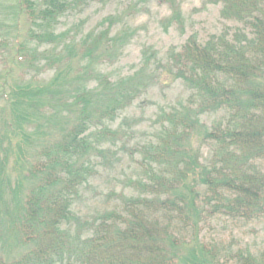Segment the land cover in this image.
Returning a JSON list of instances; mask_svg holds the SVG:
<instances>
[{
  "label": "trees",
  "instance_id": "obj_1",
  "mask_svg": "<svg viewBox=\"0 0 264 264\" xmlns=\"http://www.w3.org/2000/svg\"><path fill=\"white\" fill-rule=\"evenodd\" d=\"M89 1L20 0L18 10L30 22L29 38L52 44L59 38L53 32L59 17ZM215 1L221 2L224 19L240 22L248 32L226 29L204 43L189 37L179 50L168 51L164 67L190 93L185 103L159 113L155 139L139 146L144 178L133 181L138 193L122 196L119 207L88 223L85 232L71 228L73 222L81 225L72 204L93 174L92 153H102V140L118 137L105 123L145 90L154 69L146 71L161 61L150 62L143 54L132 75L115 81L100 75L88 88L93 65L123 44L115 36L102 41L108 34L103 30L86 34L75 45L64 43L65 56L57 62L70 66L74 55L81 61L73 90L65 87L59 66L52 80L38 88L28 83L7 89L0 82V100L11 105L16 126L29 117L26 107L39 105L40 114L48 106L78 112L69 130L35 153L24 174L31 186L13 210L1 207L10 187L0 171V217L7 218L21 247L17 256L0 259V264H264V251H223L198 242L182 262L178 255L196 238L206 206L210 214L233 218L264 216V0ZM4 46L0 41V49ZM22 50L19 45L15 55ZM45 58L51 62L50 54ZM209 113L221 116L206 125L200 116ZM0 119L6 132L15 131ZM90 127L94 140L86 133ZM195 135L198 145L191 140ZM2 140L0 136L1 145ZM200 144L208 146L203 159Z\"/></svg>",
  "mask_w": 264,
  "mask_h": 264
},
{
  "label": "rangeland",
  "instance_id": "obj_2",
  "mask_svg": "<svg viewBox=\"0 0 264 264\" xmlns=\"http://www.w3.org/2000/svg\"><path fill=\"white\" fill-rule=\"evenodd\" d=\"M19 1L0 0V41L6 42V46L0 49V82L7 89L15 84L23 86L30 83L33 88L44 86L60 68L64 82L67 79L65 87L73 90L77 81L72 78L81 61L74 55L70 66L66 65L68 67L64 66L65 62H57L65 56L61 52L63 45L66 42L75 45L86 34H98L103 30L108 34L102 41L115 36L123 44L93 65L95 72L86 80L88 88L96 85L100 75L110 81L132 75L140 68L143 54L150 62L156 58L162 63L159 67L152 64L148 68L147 73L154 70L145 90L120 110L112 122L105 123L118 133V137L102 140V153H92L93 174L81 186L80 194L72 204L73 213L81 225L78 227L73 222L71 228L85 232L88 223L119 207L122 196L138 193L133 181L144 178L139 146L155 139L159 113L185 103L190 93L164 67L168 51L171 48L179 50L189 37L204 43L210 36L226 29L230 33L237 29L246 33L248 29H244L240 22L224 19L220 13L222 4L215 0H90L59 17L53 31L59 38L54 43L39 44L28 36L31 25L23 11L18 10ZM107 17L113 21L108 23ZM19 45L23 53L15 55ZM46 53L51 55L50 63L45 58ZM38 108L39 105L26 107L29 117L20 123V128L16 126L11 105L0 100V118L15 128V131L6 132L8 126L0 124V136L3 138L0 159L4 161L0 163V171L8 178L10 187L4 191L5 206L1 204V207L8 210H13L22 201L31 186V180L24 178V174L29 164L34 162L35 153L52 146L77 120L76 111H60L48 106L40 114ZM220 116L221 113H209L200 119L209 125ZM86 133L90 140L95 139L93 127ZM196 137L191 140L198 145ZM207 154L208 146L200 144V159ZM209 211V206H206L196 238L178 253L181 262L196 249L192 247L194 242L223 251L248 248L255 255L264 251V216L246 220L222 213L210 214ZM6 221L5 216L0 217V259L5 260L21 252Z\"/></svg>",
  "mask_w": 264,
  "mask_h": 264
}]
</instances>
